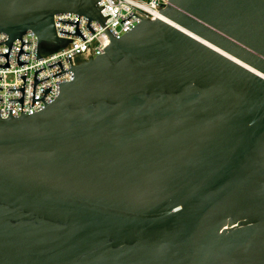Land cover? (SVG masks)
Listing matches in <instances>:
<instances>
[{
    "label": "water",
    "instance_id": "obj_1",
    "mask_svg": "<svg viewBox=\"0 0 264 264\" xmlns=\"http://www.w3.org/2000/svg\"><path fill=\"white\" fill-rule=\"evenodd\" d=\"M98 1L0 0V67L27 31L36 59L59 43L57 14L109 37L55 63L73 77L50 103L34 71L43 109L22 113L25 76L8 89L22 96L0 117V264H264V0H167L120 37Z\"/></svg>",
    "mask_w": 264,
    "mask_h": 264
},
{
    "label": "built area",
    "instance_id": "obj_2",
    "mask_svg": "<svg viewBox=\"0 0 264 264\" xmlns=\"http://www.w3.org/2000/svg\"><path fill=\"white\" fill-rule=\"evenodd\" d=\"M167 3V0H99L97 6L103 17L109 15L104 21L107 29L113 36L120 37L140 22L139 18L155 20L158 13L165 8ZM131 14H135L139 18ZM77 17L78 16L73 14H57L53 16L55 36L60 42L56 44L41 43L40 45L37 43V53L40 58L36 59L37 39L31 31H27L21 36V42L29 44L22 45L21 50L23 53L18 57L17 54L21 43L18 39L13 40L7 56L8 67H0L1 118H6L8 116V110H11L12 117H18L20 115V103L18 101H7L9 99L21 98V91L8 90L22 87L23 80L20 76H25L22 113L29 115L43 109V102L50 103L59 94V83L68 82L72 79L73 73L71 71L59 73L60 67L55 63L60 62L61 68L63 70H68L70 69V65L72 68V66L84 60L103 53V48L109 43V37L98 23L90 22L88 24L93 31V33H91L86 27L87 20L79 16L77 28L84 38V40H82L80 36L73 35L75 24L59 22V20H61L75 23ZM127 17L129 18L126 19ZM121 20L124 21L120 23ZM59 31L72 34L60 33ZM7 39L6 35L0 33V42H4ZM7 49L8 47L6 44H0V54L6 53ZM16 57L18 61L26 64L18 65ZM5 63V57L0 56V65H4ZM43 67L44 69L38 71L35 75V79L39 80V82L35 84L34 97L40 99L43 96L44 89L50 87L51 89L44 94L43 102L37 100L33 102L31 106L34 71ZM52 75L55 76L52 77ZM47 77L48 79H45Z\"/></svg>",
    "mask_w": 264,
    "mask_h": 264
}]
</instances>
